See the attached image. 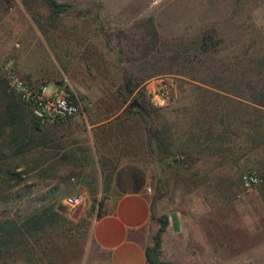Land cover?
<instances>
[{
    "label": "rangeland",
    "instance_id": "374dc122",
    "mask_svg": "<svg viewBox=\"0 0 264 264\" xmlns=\"http://www.w3.org/2000/svg\"><path fill=\"white\" fill-rule=\"evenodd\" d=\"M55 1L58 14L45 0H0V76L57 84L82 107L40 125L26 106L13 141L0 91V166L15 177L0 185V221L51 215L43 230L13 236L0 264H109L91 228L117 183L143 182L125 161L145 168L154 216L181 220L162 260L264 264V145L252 149L249 136L252 107L264 110V0ZM125 71L150 105L158 89L169 98L153 105L152 155L142 118L117 94ZM74 195L83 206H64Z\"/></svg>",
    "mask_w": 264,
    "mask_h": 264
},
{
    "label": "trees",
    "instance_id": "16d2710c",
    "mask_svg": "<svg viewBox=\"0 0 264 264\" xmlns=\"http://www.w3.org/2000/svg\"><path fill=\"white\" fill-rule=\"evenodd\" d=\"M45 2L55 14H58L65 6L57 3L55 0H45ZM139 88L140 83L137 82V79H135L131 73L125 71L124 82L120 88H118L117 94L122 98L124 104L126 105L125 112L129 116L134 117L137 115L142 118L147 129L148 146L150 154L152 155L153 142L157 140L160 135L158 127H156L154 122V116L157 114V109L153 106V104L150 105L146 101L144 94L139 91ZM11 90L14 91L10 80L7 81L4 76H0V91L3 96L7 98L5 112L7 122L5 127L9 129L11 138L15 141L18 137L24 134V131L27 128L25 124L26 116L24 112L28 106L21 101L19 102L14 94L15 91L12 92ZM136 101L138 102L139 107L134 106ZM253 102H256L255 104L257 105L263 106V102L261 100L258 101L255 99ZM252 110L253 112L251 116H253V118L251 120V131L249 136L252 141V149H255L258 146L264 145V110L255 107H252ZM30 127L34 130L39 129V125L34 118H30ZM20 152L23 151L20 150ZM2 166L3 165L0 166V185L9 184L11 180L15 179V177L11 171L4 170ZM48 211L49 210L45 211V213L34 214L21 224H18L11 219H4L0 221V253L4 245L11 241L13 236L20 235L24 232L30 234L32 232L43 230L44 223L48 222L51 217ZM152 219L159 224V229L154 236L153 246L146 249V258L149 264H174L173 262L164 261L161 258L163 254V234L169 227L170 219L167 215L155 217L154 214Z\"/></svg>",
    "mask_w": 264,
    "mask_h": 264
},
{
    "label": "crops",
    "instance_id": "0c3cea01",
    "mask_svg": "<svg viewBox=\"0 0 264 264\" xmlns=\"http://www.w3.org/2000/svg\"><path fill=\"white\" fill-rule=\"evenodd\" d=\"M137 162L125 161L124 168L139 170L144 176L143 182L135 181L134 188L117 183L112 189L116 194L102 205L100 214L92 224V241L99 250L108 254L109 264H149L146 249L153 246L154 236L159 229L152 219L154 206L151 195L145 190L148 174ZM156 209L162 211V206ZM167 216L170 224L163 234L161 258L164 255L166 235L181 231L182 225L178 215L169 213Z\"/></svg>",
    "mask_w": 264,
    "mask_h": 264
},
{
    "label": "built area",
    "instance_id": "2783aa9c",
    "mask_svg": "<svg viewBox=\"0 0 264 264\" xmlns=\"http://www.w3.org/2000/svg\"><path fill=\"white\" fill-rule=\"evenodd\" d=\"M10 83L40 125L65 122L82 112L80 100L72 97L59 85L50 90L47 84L35 86L15 76L10 78ZM152 96L155 107L162 108L168 104L169 98L164 90L158 89ZM245 180L255 185L260 182L254 175L245 177ZM63 204L68 208L76 209L83 206L84 198L81 195L68 196L63 200Z\"/></svg>",
    "mask_w": 264,
    "mask_h": 264
}]
</instances>
